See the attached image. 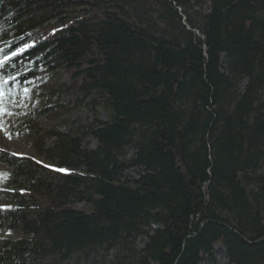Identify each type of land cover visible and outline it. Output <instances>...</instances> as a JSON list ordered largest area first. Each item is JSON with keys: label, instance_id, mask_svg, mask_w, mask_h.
I'll use <instances>...</instances> for the list:
<instances>
[{"label": "trees", "instance_id": "obj_1", "mask_svg": "<svg viewBox=\"0 0 264 264\" xmlns=\"http://www.w3.org/2000/svg\"><path fill=\"white\" fill-rule=\"evenodd\" d=\"M60 72L40 112L94 118L51 168L2 157L0 264H264V0H0L12 132L15 90Z\"/></svg>", "mask_w": 264, "mask_h": 264}, {"label": "rangeland", "instance_id": "obj_2", "mask_svg": "<svg viewBox=\"0 0 264 264\" xmlns=\"http://www.w3.org/2000/svg\"><path fill=\"white\" fill-rule=\"evenodd\" d=\"M63 84L68 85L69 82L61 72L47 78L41 73L22 90H15L16 97L12 107L13 110L17 109L25 114L27 127L23 131L12 132L11 124L14 117L12 113L4 112L0 107V188L8 181V171L1 163L3 156L27 158L35 165L51 168L54 165L47 159L46 151L55 142L53 134L78 133L82 136L86 133L85 129L94 117L88 107L77 105L69 96L62 95L60 100L48 106L46 112H40L43 100L45 97L49 98L48 92H55ZM243 85L244 82L239 87ZM84 142L94 146L86 135ZM127 175L135 176L133 171L127 172ZM108 260L106 254L97 250L89 256L75 255L67 262L44 257L35 264H107ZM209 264H227V262L217 252L214 261Z\"/></svg>", "mask_w": 264, "mask_h": 264}]
</instances>
